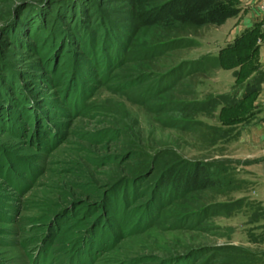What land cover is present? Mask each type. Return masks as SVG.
I'll return each mask as SVG.
<instances>
[{"label":"rangeland","instance_id":"rangeland-1","mask_svg":"<svg viewBox=\"0 0 264 264\" xmlns=\"http://www.w3.org/2000/svg\"><path fill=\"white\" fill-rule=\"evenodd\" d=\"M225 1L0 0V264H264Z\"/></svg>","mask_w":264,"mask_h":264},{"label":"crops","instance_id":"crops-1","mask_svg":"<svg viewBox=\"0 0 264 264\" xmlns=\"http://www.w3.org/2000/svg\"><path fill=\"white\" fill-rule=\"evenodd\" d=\"M257 2L258 0H239V13L221 26L225 36L221 46L218 45L216 49L219 51L227 45H233L236 40L242 41L244 45L251 44L245 68L250 71V77L261 74L258 90L244 101L246 116L245 121L238 124L240 131L234 156L253 174L251 200L264 206V16L258 14ZM238 69L239 67L220 68L217 74L230 71L233 83L234 72Z\"/></svg>","mask_w":264,"mask_h":264},{"label":"trees","instance_id":"trees-1","mask_svg":"<svg viewBox=\"0 0 264 264\" xmlns=\"http://www.w3.org/2000/svg\"><path fill=\"white\" fill-rule=\"evenodd\" d=\"M208 1V0H207ZM228 1V2H226ZM222 2L218 7H211L210 3L207 4L205 14L215 13V17H211L210 19L206 18V15H202L196 19L197 24L211 22L215 24H221L223 19L233 16L239 13V7L235 5L230 7L229 1L226 0ZM236 4V0L233 1ZM228 5V6H227ZM204 8V7H203ZM220 17V18H218ZM181 18V17H179ZM196 24V25H197ZM183 38H179L174 40L175 43L183 42ZM173 44V40H169L163 44H159L158 46L162 47V49H167L168 45ZM251 49V44L244 45L241 42H234L233 45H227L225 48L221 49L216 57H207L206 63L209 64L211 62H217L219 64V68H230V67H239L238 70L234 72V78L236 82H239L240 88L236 92H231L223 95H218L210 100L213 101L214 106H221L222 109L234 110V108L238 105V115L234 117H230L227 122H224L226 125L240 124L245 121L246 116V107L244 105V101L252 96L259 87L261 81V74L257 73L252 77L249 76L250 71L245 68V65L248 63L249 58V50ZM201 61L203 59H200ZM199 60V61H200ZM250 77V78H249ZM225 100V101H223ZM246 199L243 197L241 200Z\"/></svg>","mask_w":264,"mask_h":264},{"label":"built area","instance_id":"built-area-1","mask_svg":"<svg viewBox=\"0 0 264 264\" xmlns=\"http://www.w3.org/2000/svg\"><path fill=\"white\" fill-rule=\"evenodd\" d=\"M256 10L259 15L264 16V0H258L256 3Z\"/></svg>","mask_w":264,"mask_h":264}]
</instances>
